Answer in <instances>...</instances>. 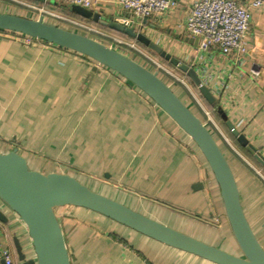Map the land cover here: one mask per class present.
I'll use <instances>...</instances> for the list:
<instances>
[{"label": "crops", "instance_id": "obj_1", "mask_svg": "<svg viewBox=\"0 0 264 264\" xmlns=\"http://www.w3.org/2000/svg\"><path fill=\"white\" fill-rule=\"evenodd\" d=\"M174 1L166 12L146 18H135L117 0H96L91 9L131 23L196 68L215 105L264 155V5L251 9L240 57L215 47L201 50L184 31L194 0ZM218 114L210 111V126L225 137L244 213L264 248V169L233 142ZM12 148L31 169L73 175L141 213L240 253L206 160L163 109L81 54L0 31V152ZM66 209L59 221L70 264H215L84 207ZM15 239L25 259H34L24 224L0 199V248H11L14 264H22Z\"/></svg>", "mask_w": 264, "mask_h": 264}, {"label": "water", "instance_id": "obj_2", "mask_svg": "<svg viewBox=\"0 0 264 264\" xmlns=\"http://www.w3.org/2000/svg\"><path fill=\"white\" fill-rule=\"evenodd\" d=\"M30 1L41 4L56 3L55 0ZM5 2L0 0V5L10 6ZM68 9L83 19L135 39L184 73L200 95L208 103L215 105L214 94L202 83L194 67L172 55L131 23L116 17H104L96 10L77 4H69ZM0 31L29 36L81 54L117 73L150 97L191 138L202 153L218 186L224 213L240 252H229L182 232L91 189L68 173H42L31 169L27 159L17 148H12L0 152V199L18 216L31 240L34 259H25L20 243L16 239L14 241L17 257L22 260V264H70L62 227L55 213L56 208L66 205L84 207L165 245L215 264H264V248L246 218L235 176L219 143L205 122L182 101L158 71L97 38L47 21L42 14L33 18L0 10ZM216 110L224 119V125L230 134L264 168V155L239 132L219 107L216 106Z\"/></svg>", "mask_w": 264, "mask_h": 264}, {"label": "built area", "instance_id": "obj_3", "mask_svg": "<svg viewBox=\"0 0 264 264\" xmlns=\"http://www.w3.org/2000/svg\"><path fill=\"white\" fill-rule=\"evenodd\" d=\"M8 1L15 2L30 10L37 9V5H44L28 0ZM64 1L91 9L96 0ZM117 2L123 10L129 11L135 18H146L164 13L175 4L174 0H117ZM263 5L264 0H248L246 4L237 0H194L184 22V31L187 35L198 39V46L201 50L206 51L210 47H215L223 55L236 54L242 57L246 53L245 37L249 27L251 9ZM20 36L27 43L33 40L39 41L29 36ZM201 81L205 84L202 79ZM196 102L204 112L203 114L209 122L207 124H213L210 111L200 101L196 100ZM214 130L221 134L217 126L214 127ZM222 137L225 138L223 135ZM62 207L65 206L58 207V209ZM55 213L60 220L61 215L57 208ZM0 258L4 264H14L13 251L9 247L0 248Z\"/></svg>", "mask_w": 264, "mask_h": 264}, {"label": "rangeland", "instance_id": "obj_4", "mask_svg": "<svg viewBox=\"0 0 264 264\" xmlns=\"http://www.w3.org/2000/svg\"><path fill=\"white\" fill-rule=\"evenodd\" d=\"M6 2H8L10 6L0 5V10L7 12H17L33 18H36L38 15L42 14L44 16V19L47 21H52L57 24H61V26L63 24V26H66L67 28H74L77 30L84 31L88 35L105 42L107 45L113 48H117L118 50L131 56L132 58H135L145 66L158 71V74L166 80V82L173 88V90H175L176 93L181 94L182 96L183 94L187 93L188 97L186 95V97H184L187 104L197 110L199 115L204 118V122H206V125L210 126V124H207L209 122L206 120V116L203 114L204 112H202V110L198 106V103L196 102V100L200 102L202 101L200 100L199 96L195 93L193 86L189 84V82L185 80V78L182 77L180 74H178L174 69H172L162 61L158 60L156 57L142 49L136 43L124 39L113 33L107 32L103 28L92 24L86 19L80 20L69 14H65L61 12L58 8L53 9L47 5H37V9L30 10L26 9L23 6H20L15 2L8 0ZM61 4L65 7H68L70 3L65 1ZM14 36L22 39V36L18 34H14ZM218 135L220 136V134ZM223 139H220V143L224 142ZM57 211L61 215L60 220H62L67 215V213L70 212V210L66 209V207H62L60 209L57 208Z\"/></svg>", "mask_w": 264, "mask_h": 264}, {"label": "trees", "instance_id": "obj_5", "mask_svg": "<svg viewBox=\"0 0 264 264\" xmlns=\"http://www.w3.org/2000/svg\"><path fill=\"white\" fill-rule=\"evenodd\" d=\"M28 1H30V0H28ZM31 2H34V1H31ZM44 5H47V6H50L51 8H60V11L61 12H63V13H65V14H69V15H71V16H73V17H75V18H78V19H80V20H84L83 18H81V17H79V16H77V15H75L74 13H72L71 11H69V9H68V7L66 6H63V5H60V4H49V3H46V4H44ZM88 21H90L92 24H94V25H96V26H99V27H101V28H103L105 31H107V32H110V33H113V34H115V35H118V36H120V37H122V38H124V39H127V40H130V41H132V42H134V43H136L138 46H140L142 49H144L145 51H147L148 53H150L151 55H153L154 57H156L158 60H160V61H162L163 63H165L166 65H168L169 67H171L172 69H174L178 74H180L182 77H184L185 78V80H187L188 82H190V80H189V78L184 74V73H182L181 71H179L176 67H174V66H172L168 61H165L164 59H162V58H160L158 55H156L154 52H152L150 49H148L147 47H145L144 45H142L141 43H139V42H137L135 39H132V38H130V37H128V36H126V35H124V34H122V33H119V32H116V31H114V30H111V29H109L108 27H105V26H102V25H100V24H97V23H94L93 21H91V20H88ZM52 22V21H51ZM58 25H61V24H58ZM62 26H63V24H62ZM69 29H72V30H74V31H77V32H80V33H82V34H87L86 32H84V31H81V30H77V29H74V28H69ZM136 53V52H135ZM137 54V53H136ZM135 59V58H134ZM136 60V59H135ZM138 61V60H137ZM138 62H140V61H138ZM141 63V62H140ZM164 81H166L164 78H162ZM190 84L192 85V83L190 82ZM193 86V85H192ZM193 88H194V91H195V93L199 96V98H200V100L202 101V103H203V105L206 107V108H208L210 111H213V112H215V108H216V106L215 105H213V104H210V103H208L201 95H200V93H199V91L196 89V87H194L193 86ZM177 95L182 99V101L183 102H185L186 104H187V102L185 101V94H183V96L181 95V94H178L177 93ZM188 105V104H187ZM190 108H191V110L194 112V113H196L199 117H200V119L201 120H203L204 121V118H202L200 115H199V113L197 112V110H195L194 108H192L190 105H188ZM216 119L222 124V125H224V119L218 114V116H216ZM225 126V125H224ZM209 127V130L211 131V133L213 134V136L215 137V139L217 140V142L219 143V146H220V148H221V150L223 151V153H224V155H225V157H226V159L228 160V162H229V164H230V166L232 165V159H231V154H230V152L227 150V149H225L224 148V146H225V144H224V142H222V143H220L221 141H220V136L216 133V131H214L213 130V128L211 127V126H208ZM228 133H229V135L231 136V138H233V142L248 156V157H250V158H252L250 155H249V153L244 149V147L243 146H241L240 144H239V142L230 134V132L228 131ZM222 145H224V146H222ZM253 159V158H252ZM254 160V159H253ZM255 161V160H254ZM264 169V168H263Z\"/></svg>", "mask_w": 264, "mask_h": 264}]
</instances>
